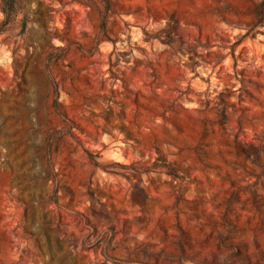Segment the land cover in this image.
<instances>
[{
    "label": "rangeland",
    "instance_id": "obj_1",
    "mask_svg": "<svg viewBox=\"0 0 264 264\" xmlns=\"http://www.w3.org/2000/svg\"><path fill=\"white\" fill-rule=\"evenodd\" d=\"M88 1L0 33V264H264V0Z\"/></svg>",
    "mask_w": 264,
    "mask_h": 264
},
{
    "label": "trees",
    "instance_id": "obj_2",
    "mask_svg": "<svg viewBox=\"0 0 264 264\" xmlns=\"http://www.w3.org/2000/svg\"><path fill=\"white\" fill-rule=\"evenodd\" d=\"M101 3V8H100V15L102 18V22L100 25V29L104 30L105 29V19L110 11V2L109 0H98ZM89 3L95 5V1L89 0ZM0 11L3 15V19L0 22V33L5 31V26L8 23H11L12 21L15 20L17 13H18V7H17V0H0ZM23 21V18H22ZM99 39L97 37V40L99 42Z\"/></svg>",
    "mask_w": 264,
    "mask_h": 264
}]
</instances>
